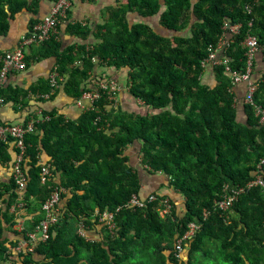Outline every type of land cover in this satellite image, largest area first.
Returning <instances> with one entry per match:
<instances>
[{"label":"trees","instance_id":"1","mask_svg":"<svg viewBox=\"0 0 264 264\" xmlns=\"http://www.w3.org/2000/svg\"><path fill=\"white\" fill-rule=\"evenodd\" d=\"M42 1L0 0V36L7 35L11 20L23 10L37 16ZM118 2L99 24L97 36L102 41L94 49L83 44L77 53L73 47L61 51L53 37L32 48L39 58H56L58 72L68 75L66 87L76 99L91 87L87 81L94 56L107 66L126 67L130 93L142 105L137 113L121 105L114 108L103 94L78 119L66 121L54 111H43V119L32 114L38 121L25 136L22 165L28 184L22 193L23 208L16 207L21 191L13 177L0 180V257L7 264H264V187L257 185L241 193L232 212L223 214L216 207L226 183L240 188L258 174L264 179L260 165L264 123L250 103H243L245 119H240L225 66L212 67L210 74L216 80L212 84L203 79L202 65L209 46L216 45L227 31L226 24H241L239 33L230 36L226 56L232 68L244 72L243 41L254 34L262 60L253 61L252 74L258 72L257 65H264V0ZM131 12L147 20L130 25ZM37 21L33 18L31 25ZM30 60L29 55L27 66ZM257 77L253 99L264 107V72ZM50 88L49 79L25 89L7 82L0 96L3 104L13 102L16 111L31 106L36 110L44 102L39 94ZM131 145L141 153V169L169 176L168 190L182 197L183 215L177 212L175 196L162 189L148 195L170 198L168 215L161 216L159 200L127 205L134 193L141 199L148 196L142 194V180L126 153ZM15 151L12 142H0V168L13 164ZM42 151L49 162H41ZM47 163L51 175L42 183L41 168ZM58 186L72 195L63 206L66 195L60 193V219L50 226V238L39 240L34 252L17 251V243L27 239V231L45 217L42 204ZM104 211L115 212L112 230L100 221ZM22 219L25 229L19 231L15 226ZM192 221L199 229L182 240L179 250L177 241ZM81 223L101 231L100 237L87 240L79 233ZM101 223L99 229L96 225Z\"/></svg>","mask_w":264,"mask_h":264},{"label":"crops","instance_id":"2","mask_svg":"<svg viewBox=\"0 0 264 264\" xmlns=\"http://www.w3.org/2000/svg\"><path fill=\"white\" fill-rule=\"evenodd\" d=\"M53 2L49 0H44L41 2V7L39 14L34 16L32 12L28 10H23L15 16L10 22V29L7 35L0 36V50H11L14 49L20 42L21 38L25 34H30V28L32 29L31 21L33 18L37 17L39 20L49 13ZM119 4L118 0H71V8L67 14V17L60 22L58 26V36L55 38L60 42V50L63 51L67 48L73 47L74 52L77 53L78 46L86 44L87 49H94V46L101 42V38H98L97 31L99 29V24H103L105 19L109 17L111 10L117 7ZM129 24L132 25L135 22L143 21L144 18L140 17L135 12L128 14ZM145 19L144 21H146ZM32 26V27H31ZM84 29L85 32L81 31ZM231 32H227V39H230ZM231 41V39H230ZM33 47V46H32ZM30 47L27 51V56L30 55V64L27 68L23 70L14 69L9 72L8 83L12 87L20 88H29L33 83L39 82L41 79H49L51 70L57 66V60L54 56L51 57H42L39 58ZM38 47V46H36ZM260 48L255 54L254 60H262V57L259 56ZM26 56V57H27ZM79 66H82L81 59L77 60ZM93 61L95 63L94 69L90 74V79L87 81V85L90 84V88H94L92 85L96 79L105 80L107 76L110 78L116 79L122 87L119 97V103L128 111H135L136 108L140 109L138 106L142 105L140 99H136L130 93V79L127 75L128 69L125 67L116 68L115 66H107L105 62L99 56H94ZM212 66L207 65L205 67V72L203 73V79L208 80L212 84H216V80L212 78L211 73ZM257 71L252 74V80L256 82L257 76L264 72V65L260 62L257 65ZM63 75L62 73H60ZM64 80L59 81V86L50 90L46 93H49L48 97H43L44 102H41L40 106L35 110L34 108L29 107L22 109L19 108V111L15 110V104L13 102H6L0 107V121L1 122H16V123H27L31 119L35 118L32 116L34 113L37 117H42V112L44 111H54L57 114H62L66 121L70 119H78L85 111H88V100L83 98H75L73 94L66 87V81L68 75L64 74ZM92 79V80H91ZM204 80V81H205ZM6 85V84H5ZM84 87V86H83ZM248 88V83H240L234 86V92L236 94V107L238 112H240V119H245L242 115L243 103H245V96ZM86 89L85 91L89 90ZM83 95V94H82ZM42 98V97H41ZM36 99V98H34ZM39 99V98H37ZM35 101V100H32ZM19 107V105H18ZM141 107V106H140ZM17 108V107H16ZM137 110V111H138ZM44 117H42L43 119ZM27 120V121H26ZM26 121V122H25ZM15 148V155L13 154V162L17 153V148ZM126 153L131 155L132 164L138 170L139 177L142 180V194L147 196L150 192L156 189H162L167 193L175 196V201L177 203V212L181 216L185 212L184 206L182 204V197L176 195L175 192L169 191V176L165 173L158 171L156 173L151 172V170L141 169V153L139 154L138 148L136 146H129L126 149ZM40 159L42 163L49 162V156L45 151L40 153ZM12 162L10 163V165ZM2 166L0 168V180L8 181L10 177H13L12 166ZM57 182L60 181V174L57 175ZM66 199L62 201V205L67 204V199L71 197L70 190H65ZM101 224L96 226L100 229ZM83 235L87 240H92L100 237L101 231L91 230L85 227ZM7 264V262H5Z\"/></svg>","mask_w":264,"mask_h":264},{"label":"built area","instance_id":"3","mask_svg":"<svg viewBox=\"0 0 264 264\" xmlns=\"http://www.w3.org/2000/svg\"><path fill=\"white\" fill-rule=\"evenodd\" d=\"M71 8V0H57L48 14L37 21L32 28V32L28 35L22 36L19 44L11 50H0V89L7 84L9 79V72L14 69L23 70L27 68L26 55L30 47L39 45L50 38H57L58 26L63 21ZM247 11L250 13L252 8L250 5L246 6ZM229 32L233 35L238 34L240 31L241 24H227ZM227 32L220 36V39L216 45L209 46V55L202 61V65L206 67L211 66H225V72L232 78L233 85L240 84L241 82H247L248 88L245 96V103H250L255 107V114L259 117V121L264 123V107L262 105L255 104L253 96L257 89V85L254 80L250 77L253 70V61L255 54L260 48L258 38L254 34H249L243 41V46L246 47V68L245 71H240L232 68L230 65V58L226 56L227 49L231 43L230 39H227ZM56 66L51 70L49 75V83L51 89L59 86V81L64 80V75L58 72ZM95 87L85 91L82 95L83 98L88 100V110L94 108V104L106 94L110 103V106L117 108L119 103L120 92L122 90L121 85L116 79L108 78L105 80L96 79L92 84ZM49 93H41L40 97H48ZM4 99L0 96V107L3 105ZM100 119L98 117L95 122ZM38 119L33 118L27 123H4L0 121V142H12L17 148L15 160L13 162V179L15 181L18 191H21L20 202L16 207L23 208L24 201L22 200V193L27 188L28 180L23 169V161L26 153V142L25 136L27 133L33 131L35 122ZM260 165L264 166V157L260 161ZM51 175V164L47 163L41 168V181L45 183ZM260 185L264 187V179L261 174H258L255 178L251 179L246 183L245 186L235 188L228 184L224 187V195L221 200L217 202V206L220 210L226 211L230 209L232 204L238 199L241 193L248 191L250 188ZM65 191L64 188L58 186L55 187L49 197L43 202L42 209L45 217L38 223L34 230L27 231V239H22L17 243L16 250L22 252L23 250L34 252L36 245L39 240L45 241L50 238V226L55 225L59 222L60 216L58 214V205L60 203L61 192ZM159 200L160 214L161 216L168 215L172 210V203L170 198L162 197L158 199L157 195L150 194L146 199H141L137 193H134L127 205H145L146 201ZM14 209V207H13ZM120 208H117V211ZM115 212L104 211L100 214V221H104L108 228L112 230L114 228V215ZM208 215L207 211H204V217ZM15 228L19 231L25 229L24 219H22ZM85 226L79 224V232L83 234ZM199 229L197 222H191L189 224V230H187L182 237L177 241V248L181 250L182 240L191 237ZM12 264V263H9Z\"/></svg>","mask_w":264,"mask_h":264},{"label":"clouds","instance_id":"4","mask_svg":"<svg viewBox=\"0 0 264 264\" xmlns=\"http://www.w3.org/2000/svg\"><path fill=\"white\" fill-rule=\"evenodd\" d=\"M227 24H230V23H227ZM227 24H226V25H227ZM226 32H229V28H228V27H227V31H226ZM212 67H214V66H212ZM227 184H228L229 186H231L230 183H226V185H227ZM226 185H225V186H226ZM220 200H221V198H220ZM218 201H219V200L216 201V207H217V208H218V206H217V202H218ZM233 205H234V203L232 204V206H233ZM232 206L230 207V209H228V210H226V211H222V210H220L219 208H218V209H219L223 214H226V213L229 212V211L232 212ZM204 211H207V210L204 209ZM207 212H208V211H207ZM207 216H208V215H207ZM205 217H206V216H205ZM101 222H103V221H101ZM192 222H195V221H192ZM190 223H191V222H190ZM190 223H189V224H190ZM79 233H80V232H79Z\"/></svg>","mask_w":264,"mask_h":264},{"label":"rangeland","instance_id":"5","mask_svg":"<svg viewBox=\"0 0 264 264\" xmlns=\"http://www.w3.org/2000/svg\"><path fill=\"white\" fill-rule=\"evenodd\" d=\"M144 20H145V18H144ZM143 20V21H144ZM132 95V94H131ZM129 110V109H128ZM135 113H137L136 111H135ZM0 264H5V261L0 257Z\"/></svg>","mask_w":264,"mask_h":264}]
</instances>
